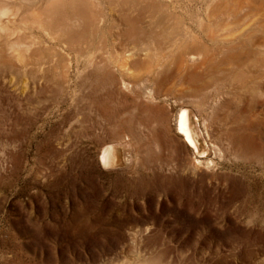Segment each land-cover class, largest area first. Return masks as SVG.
Listing matches in <instances>:
<instances>
[{"label":"rangeland","instance_id":"374dc122","mask_svg":"<svg viewBox=\"0 0 264 264\" xmlns=\"http://www.w3.org/2000/svg\"><path fill=\"white\" fill-rule=\"evenodd\" d=\"M179 1L188 46L142 54L123 76L89 55L126 28L89 34L80 54L51 49L47 79L0 68V264L131 262L157 233L172 248L206 238L208 264H264V0ZM158 27L151 45L169 31ZM182 108L203 157L179 130ZM106 146L121 159L102 165ZM189 200H213L222 219L177 204Z\"/></svg>","mask_w":264,"mask_h":264},{"label":"bare ground","instance_id":"6f19581e","mask_svg":"<svg viewBox=\"0 0 264 264\" xmlns=\"http://www.w3.org/2000/svg\"><path fill=\"white\" fill-rule=\"evenodd\" d=\"M179 4V0H0V68L10 67L25 75L34 74L40 80L47 79L51 72H58L55 68L59 65L58 60L48 54L51 49L70 47L71 52L80 54L84 52L81 44L87 43L89 34L93 35L100 30L111 31L115 28L122 30L126 28L125 32L123 30L124 33L118 34L119 46L109 44L112 47L107 54L92 52L89 61L95 66L112 68L122 74L125 69H130L132 62H136L142 54L158 60L162 57L175 56L181 53L183 47L188 46L187 39L195 35L190 33L189 24L185 21L186 16L181 17L183 12L179 9ZM203 9L204 14L200 22L206 26L210 21L212 3L206 1ZM136 26H140L141 31L130 29ZM157 26L169 28V31L163 33L160 30L163 33V41L155 40L151 45L144 35L148 28L151 30ZM153 31L159 34V29ZM184 54H191V51L184 48ZM22 85L23 87L29 85L27 78ZM178 122L180 132L199 149V155L203 157L205 152L200 150L202 147L191 111L182 108ZM120 159V149L111 146H106L99 156L102 165ZM201 161L198 159V162ZM187 189L193 192L192 188ZM194 190L198 195L202 192V189ZM209 200H189L183 206L177 204L195 217L214 215L221 220V215L213 214V210L223 207ZM153 229L162 231L159 225H154ZM158 235L157 233V236L145 245L147 255L138 256L131 262L124 260L120 264H208L205 258L202 261L199 259V253L206 255L208 249L210 250L206 245V238L200 239L201 248L190 242L172 248L168 245L171 240L167 241L168 244L162 243ZM240 236V234L236 236L237 248L241 244Z\"/></svg>","mask_w":264,"mask_h":264}]
</instances>
